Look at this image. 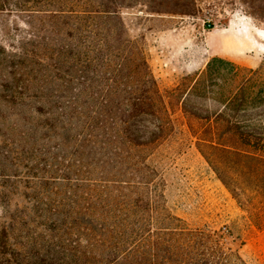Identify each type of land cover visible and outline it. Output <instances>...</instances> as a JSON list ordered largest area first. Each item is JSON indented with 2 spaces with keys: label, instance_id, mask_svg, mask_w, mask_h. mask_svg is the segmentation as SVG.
Masks as SVG:
<instances>
[{
  "label": "rangeland",
  "instance_id": "374dc122",
  "mask_svg": "<svg viewBox=\"0 0 264 264\" xmlns=\"http://www.w3.org/2000/svg\"><path fill=\"white\" fill-rule=\"evenodd\" d=\"M194 1L189 14L150 12L140 3L119 8L173 119L166 139L141 148L122 139H85L78 111L88 97L65 81L67 64L58 71L49 61L61 87L44 82L11 91L9 71L29 72L33 62L24 65L10 53L42 46L51 41L42 35L51 33L41 15L27 10L47 9L37 0H0V229L8 233L13 264H106L111 258L103 255L95 225L114 221L185 223L216 233L247 264H264V165L218 152L228 188L168 97L183 76L205 69L213 57L253 69L264 63V0ZM236 29L241 32L234 35ZM123 180L129 187L113 182Z\"/></svg>",
  "mask_w": 264,
  "mask_h": 264
},
{
  "label": "trees",
  "instance_id": "16d2710c",
  "mask_svg": "<svg viewBox=\"0 0 264 264\" xmlns=\"http://www.w3.org/2000/svg\"><path fill=\"white\" fill-rule=\"evenodd\" d=\"M37 2L47 9L27 10L41 15V20L48 23L51 34L42 38L51 41L42 46L13 49L10 58L19 59L24 65L30 60L33 66H28L29 72L22 68L9 71L6 81L14 83L11 91L40 88L44 82L61 87L62 83L50 70L49 61L58 71L67 64L68 69L64 71L69 75L63 79L77 84L73 89L88 97L84 109L78 111L83 119L78 126L86 130L85 139H122L128 147L141 148L166 139L173 131L171 110L150 70L143 46L129 37L118 11L120 7L140 3L150 12L189 14L195 1ZM53 6L58 7L48 8ZM60 36L64 39L60 40ZM9 62L15 68L14 61ZM263 68L264 63L253 69L213 57L205 69L183 76L169 91L168 97L172 101L176 99L189 134L228 188L222 177L224 163L218 152L257 160L264 165ZM75 105L69 103V106ZM113 182L126 188L130 184L127 180ZM120 205L123 207L124 201H119ZM96 227H99L103 255L111 258L106 264H247L238 252L224 247L216 233L191 229L185 223L177 227L159 223L153 227L152 222L114 221L99 222ZM85 228L92 230L90 224ZM86 241L90 246L91 241ZM11 250L3 227L0 264H13Z\"/></svg>",
  "mask_w": 264,
  "mask_h": 264
},
{
  "label": "bare ground",
  "instance_id": "6f19581e",
  "mask_svg": "<svg viewBox=\"0 0 264 264\" xmlns=\"http://www.w3.org/2000/svg\"><path fill=\"white\" fill-rule=\"evenodd\" d=\"M230 34V33H229ZM246 44H245V40H243V39H240L239 41H238V43H237V47L238 48H242V47H244Z\"/></svg>",
  "mask_w": 264,
  "mask_h": 264
},
{
  "label": "crops",
  "instance_id": "0c3cea01",
  "mask_svg": "<svg viewBox=\"0 0 264 264\" xmlns=\"http://www.w3.org/2000/svg\"><path fill=\"white\" fill-rule=\"evenodd\" d=\"M240 32H241V30H240V29H238V30L236 29V31H234V33H233V34H234V35H235V34L237 35V34H239ZM252 44H253V43H252ZM243 51H244V50H243Z\"/></svg>",
  "mask_w": 264,
  "mask_h": 264
}]
</instances>
